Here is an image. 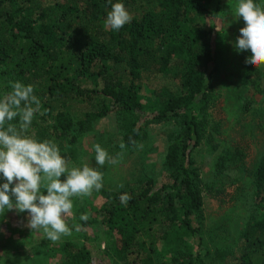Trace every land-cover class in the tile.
Segmentation results:
<instances>
[{
    "label": "trees",
    "instance_id": "16d2710c",
    "mask_svg": "<svg viewBox=\"0 0 264 264\" xmlns=\"http://www.w3.org/2000/svg\"><path fill=\"white\" fill-rule=\"evenodd\" d=\"M224 1L211 10L213 0H111L132 17L116 31L105 24L109 0H0V98L10 81L34 86L41 106L28 135L54 141L72 162L82 156L83 137L110 113L128 149L151 150L147 119L176 123L168 129L159 183L149 177L102 191L97 213L106 264H264V151L252 165L251 211L236 240L211 250L202 232L195 149L207 140L219 172L242 161L237 146L202 133L219 67ZM244 26L241 17L235 42ZM235 50L244 84L264 99V65L247 64L250 52ZM54 251V264H92L84 242L66 240Z\"/></svg>",
    "mask_w": 264,
    "mask_h": 264
},
{
    "label": "rangeland",
    "instance_id": "374dc122",
    "mask_svg": "<svg viewBox=\"0 0 264 264\" xmlns=\"http://www.w3.org/2000/svg\"><path fill=\"white\" fill-rule=\"evenodd\" d=\"M217 0L210 3L213 10ZM238 0L224 1V17L220 21L217 40L220 47L218 69L212 75L213 92L202 121L205 138L213 134L219 143L234 147L242 152L238 168L214 169V151L204 138L194 151V159L200 167L199 189L202 196L203 236L207 246L226 248L236 240L237 230L244 224L251 211L249 176L254 161L264 151V99L255 95L243 82L242 61L235 50V32L241 23L236 15ZM264 9V0L259 5ZM147 93L145 88L143 91ZM144 101V99H142ZM81 109H83L81 107ZM148 120V119H147ZM144 127L149 137L151 150L142 144L126 148L119 163L107 162L103 167L96 164L94 145L99 143L110 155L121 152L119 121L115 113L99 119L92 130L81 140L82 156L67 161L69 167L89 166L103 173V187L88 197H73V215L67 219L72 228L70 236H62L52 242L43 230L26 227L27 212L6 210L0 216V264H54L57 254L54 246L66 240L84 242L90 250L92 264H106L102 254L106 236L99 223L98 206L103 201L102 191L116 189L124 184L134 186L138 181L152 177L156 182L162 179L161 160L167 146L168 129H175L173 120L149 122ZM65 177L62 175L61 179ZM15 183V182H14ZM46 194V190H43ZM81 214H87V222L80 221ZM75 226H79L76 230Z\"/></svg>",
    "mask_w": 264,
    "mask_h": 264
},
{
    "label": "clouds",
    "instance_id": "9594fccd",
    "mask_svg": "<svg viewBox=\"0 0 264 264\" xmlns=\"http://www.w3.org/2000/svg\"><path fill=\"white\" fill-rule=\"evenodd\" d=\"M109 3L111 10L105 24L119 31L132 17L123 3H111V0ZM236 15L243 18L245 26L239 29L234 47L239 52H250L245 61L247 64L264 65V9L254 0H238ZM9 84L11 90L0 98V174L5 178L0 184V216L6 210L27 212L26 227L42 229L47 239L56 242L62 236L72 234V228L66 222L73 215L72 198L88 197L94 190L99 191L103 187V173L88 163L69 167L54 141H39L28 135L41 101L32 84L25 85L19 80ZM130 143L136 146V141L131 138ZM93 147L96 164L100 167L106 162L119 163L126 149L125 143L121 142L122 151L112 156L99 143ZM62 175L64 179H61ZM130 199L127 193L120 196L125 205ZM88 219L87 214H81L80 221L87 222ZM75 227L79 230V226Z\"/></svg>",
    "mask_w": 264,
    "mask_h": 264
}]
</instances>
